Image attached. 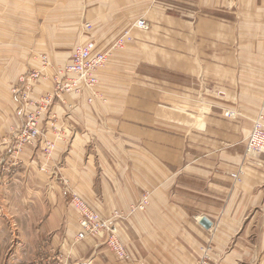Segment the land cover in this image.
Listing matches in <instances>:
<instances>
[{"label":"crops","instance_id":"1","mask_svg":"<svg viewBox=\"0 0 264 264\" xmlns=\"http://www.w3.org/2000/svg\"><path fill=\"white\" fill-rule=\"evenodd\" d=\"M124 35L98 95L54 98L39 141L15 151L32 109L11 91L21 78L42 73L29 90L38 101L75 46L107 50ZM263 105L264 0H0V188L20 191L10 218L61 264H192L202 248L210 264H264V154H245ZM70 191L104 217L123 214L128 260L75 239Z\"/></svg>","mask_w":264,"mask_h":264},{"label":"built area","instance_id":"2","mask_svg":"<svg viewBox=\"0 0 264 264\" xmlns=\"http://www.w3.org/2000/svg\"><path fill=\"white\" fill-rule=\"evenodd\" d=\"M90 29V24H85ZM134 26L141 29H148V23L143 19H138ZM125 35L119 37L110 49L99 50L93 40H89L83 45H77L73 48L70 62L56 69L53 76L52 93L42 96L38 101H32L29 97L31 84L36 82L42 73L39 70H33L25 77L21 78L24 83L23 88L14 87L12 93L18 95L20 100L28 107L32 106L30 111H26L25 119L21 127L13 135L14 149L20 151L23 147L35 146L41 136L40 121L41 116L47 112L54 98H60L64 93H83L88 91L91 101L98 95V71L103 68L110 57L111 49L119 48L123 44ZM44 63L47 58L42 56ZM233 111H227L226 115L234 116ZM264 105L253 119L251 130L245 143V154L248 157L256 158L264 154ZM55 148V142L52 139H45L42 145V155L48 158ZM233 178L238 179V174H232ZM69 203L77 215L78 229L75 239L81 240L87 237H97L103 244L121 260L130 258L125 245L119 237L121 212L114 211L109 217H104L96 209L90 206L87 201L77 193L70 191ZM149 202V194L144 193L135 205L131 206V212L144 210ZM192 264H210L209 252L207 248H202L200 258Z\"/></svg>","mask_w":264,"mask_h":264},{"label":"rangeland","instance_id":"3","mask_svg":"<svg viewBox=\"0 0 264 264\" xmlns=\"http://www.w3.org/2000/svg\"><path fill=\"white\" fill-rule=\"evenodd\" d=\"M19 192L0 188V264H61L53 252L51 256L44 254V243L26 229L24 222L17 221L16 225L10 218ZM6 204L10 207L7 213L3 209Z\"/></svg>","mask_w":264,"mask_h":264},{"label":"water","instance_id":"4","mask_svg":"<svg viewBox=\"0 0 264 264\" xmlns=\"http://www.w3.org/2000/svg\"><path fill=\"white\" fill-rule=\"evenodd\" d=\"M199 223L205 228H209L211 226V223L207 218H202Z\"/></svg>","mask_w":264,"mask_h":264}]
</instances>
